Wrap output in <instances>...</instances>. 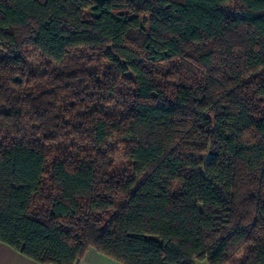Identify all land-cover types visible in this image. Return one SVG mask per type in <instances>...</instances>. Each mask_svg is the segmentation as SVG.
<instances>
[{"label": "trees", "instance_id": "trees-1", "mask_svg": "<svg viewBox=\"0 0 264 264\" xmlns=\"http://www.w3.org/2000/svg\"><path fill=\"white\" fill-rule=\"evenodd\" d=\"M0 245L264 264V0H0Z\"/></svg>", "mask_w": 264, "mask_h": 264}, {"label": "crops", "instance_id": "crops-1", "mask_svg": "<svg viewBox=\"0 0 264 264\" xmlns=\"http://www.w3.org/2000/svg\"><path fill=\"white\" fill-rule=\"evenodd\" d=\"M0 264H38L19 253L15 252L6 245H0ZM77 264H121L107 258L94 249H88Z\"/></svg>", "mask_w": 264, "mask_h": 264}, {"label": "rangeland", "instance_id": "rangeland-1", "mask_svg": "<svg viewBox=\"0 0 264 264\" xmlns=\"http://www.w3.org/2000/svg\"><path fill=\"white\" fill-rule=\"evenodd\" d=\"M30 64L32 67H34V70L38 72H43V69L41 67V61L37 59L35 55H32L30 58ZM104 111L106 112L107 115L111 117H115V114L109 109L105 108ZM127 170V163L122 160L120 156H117L115 158V164H114V171L115 173H122ZM194 264H207L206 261H197Z\"/></svg>", "mask_w": 264, "mask_h": 264}]
</instances>
